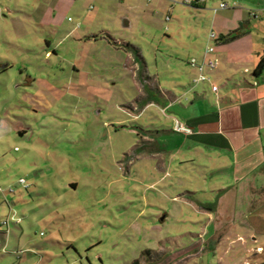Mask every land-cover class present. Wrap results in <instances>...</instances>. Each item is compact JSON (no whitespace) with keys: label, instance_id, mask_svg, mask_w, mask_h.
<instances>
[{"label":"rangeland","instance_id":"obj_1","mask_svg":"<svg viewBox=\"0 0 264 264\" xmlns=\"http://www.w3.org/2000/svg\"><path fill=\"white\" fill-rule=\"evenodd\" d=\"M234 1L0 0V264H264V129L172 131Z\"/></svg>","mask_w":264,"mask_h":264},{"label":"crops","instance_id":"obj_2","mask_svg":"<svg viewBox=\"0 0 264 264\" xmlns=\"http://www.w3.org/2000/svg\"><path fill=\"white\" fill-rule=\"evenodd\" d=\"M242 1L243 4L234 1L229 5L232 13L217 23L220 39L215 41L213 53L217 67L208 71V80H204H224L231 86L218 97L219 109L215 112L205 106L202 94L193 90L188 104L181 105L186 111L184 124L191 128V132L183 134L172 127L178 135L189 137L217 133L228 138L223 137L226 144L230 145V142L233 145L235 141L243 149L246 143L257 141L256 136L264 129V62L262 70L254 71L259 60L264 58V0ZM124 22L127 24L126 20ZM215 92H218V87ZM154 101L150 99L145 105ZM209 121L217 124V131L203 127ZM71 185L75 187L74 183Z\"/></svg>","mask_w":264,"mask_h":264},{"label":"built area","instance_id":"obj_3","mask_svg":"<svg viewBox=\"0 0 264 264\" xmlns=\"http://www.w3.org/2000/svg\"><path fill=\"white\" fill-rule=\"evenodd\" d=\"M226 2H221L219 4L220 7H225ZM218 35L211 30L207 36L208 42L210 40H213L214 42L217 40ZM213 53H215L214 46L211 42H209L205 48L204 52L202 53V57L200 60H198L195 56H191L189 58V63L196 68V75L194 78L195 82L208 80V71H211L213 69H216L217 67V60L214 57ZM212 89L214 91H217L216 86H212ZM174 129L178 130V132H181L183 134H187L191 132V128L183 123L178 122V120H175L174 123ZM19 182H23V178L19 179Z\"/></svg>","mask_w":264,"mask_h":264},{"label":"trees","instance_id":"obj_4","mask_svg":"<svg viewBox=\"0 0 264 264\" xmlns=\"http://www.w3.org/2000/svg\"><path fill=\"white\" fill-rule=\"evenodd\" d=\"M191 4H195V2L191 1ZM220 39V37L218 36L217 39ZM263 62H264V58L263 59H260L258 64L256 65V68H255V73H258L260 70H262L263 68Z\"/></svg>","mask_w":264,"mask_h":264}]
</instances>
